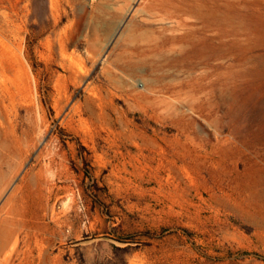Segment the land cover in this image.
Masks as SVG:
<instances>
[{"label":"rangeland","instance_id":"1","mask_svg":"<svg viewBox=\"0 0 264 264\" xmlns=\"http://www.w3.org/2000/svg\"><path fill=\"white\" fill-rule=\"evenodd\" d=\"M55 1L0 0V264H264V0Z\"/></svg>","mask_w":264,"mask_h":264},{"label":"bare ground","instance_id":"2","mask_svg":"<svg viewBox=\"0 0 264 264\" xmlns=\"http://www.w3.org/2000/svg\"><path fill=\"white\" fill-rule=\"evenodd\" d=\"M55 2H56L55 0H52V4H53V6H55V4H56ZM163 6H166V3H164ZM165 11H166V13H167V8H165ZM82 27H83V26H82ZM210 27H211V26H210ZM210 27H209V28H210ZM160 29H161V28H160ZM209 32H210V31H209ZM207 33H208V32H207ZM216 41H217V40H216ZM205 47H206V46H205ZM213 197H214V196H212V195L210 196V198H213Z\"/></svg>","mask_w":264,"mask_h":264}]
</instances>
